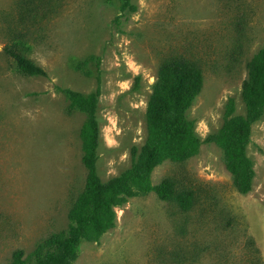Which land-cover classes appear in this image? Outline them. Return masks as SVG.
Masks as SVG:
<instances>
[{
  "label": "rangeland",
  "instance_id": "1",
  "mask_svg": "<svg viewBox=\"0 0 264 264\" xmlns=\"http://www.w3.org/2000/svg\"><path fill=\"white\" fill-rule=\"evenodd\" d=\"M0 0V264L29 257L49 237L68 231L87 170L80 134L86 115L69 110L61 91L99 90V176L131 168V150L147 138L150 99L161 68L196 64L203 85L188 111L205 140L224 125L229 100L245 114L247 65L264 46V0ZM15 49L46 77H27L7 54ZM93 57L84 72L77 62ZM254 177L238 193L224 152L204 144L182 163L152 173L190 193L187 211L156 194L115 208V227L83 243L74 264H264V115L246 148Z\"/></svg>",
  "mask_w": 264,
  "mask_h": 264
},
{
  "label": "trees",
  "instance_id": "2",
  "mask_svg": "<svg viewBox=\"0 0 264 264\" xmlns=\"http://www.w3.org/2000/svg\"><path fill=\"white\" fill-rule=\"evenodd\" d=\"M120 19L136 12L132 0H120ZM19 73L27 77H46V73L15 49H8ZM93 57L77 62L74 70L84 72ZM248 76L242 86L245 114L236 116L235 102L229 100L223 127L202 140L188 111L199 96L203 77L194 63L175 60L164 65L158 75L148 106L147 138L143 149L131 150V168L118 178L103 183L99 176L100 128L97 118L99 90L82 95L61 91L68 98L69 110L86 115L81 130L82 163L87 170L84 191L69 212V228L64 234L49 237L29 256L23 251L12 255L11 264H74L83 243H98L115 227V208L130 199L156 194L163 202H173L187 211L191 194H177L170 181L153 186V171L165 162L182 163L195 157L201 146L214 144L224 152L227 170L241 195L251 191L254 177L246 148L251 126L264 115V46L247 65Z\"/></svg>",
  "mask_w": 264,
  "mask_h": 264
}]
</instances>
